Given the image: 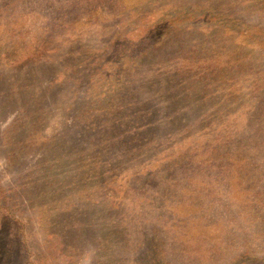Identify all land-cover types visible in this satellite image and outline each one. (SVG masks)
<instances>
[{
	"label": "rangeland",
	"instance_id": "1",
	"mask_svg": "<svg viewBox=\"0 0 264 264\" xmlns=\"http://www.w3.org/2000/svg\"><path fill=\"white\" fill-rule=\"evenodd\" d=\"M0 264H264V0H0Z\"/></svg>",
	"mask_w": 264,
	"mask_h": 264
}]
</instances>
